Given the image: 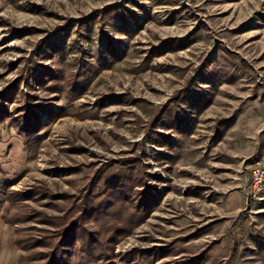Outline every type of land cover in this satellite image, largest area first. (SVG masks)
Here are the masks:
<instances>
[{
    "label": "rangeland",
    "instance_id": "obj_1",
    "mask_svg": "<svg viewBox=\"0 0 264 264\" xmlns=\"http://www.w3.org/2000/svg\"><path fill=\"white\" fill-rule=\"evenodd\" d=\"M0 116V264H264V0H0Z\"/></svg>",
    "mask_w": 264,
    "mask_h": 264
},
{
    "label": "trees",
    "instance_id": "obj_2",
    "mask_svg": "<svg viewBox=\"0 0 264 264\" xmlns=\"http://www.w3.org/2000/svg\"><path fill=\"white\" fill-rule=\"evenodd\" d=\"M5 120L4 117L0 116V123H2V121ZM27 123H29L27 121ZM79 216H83L82 214H78ZM77 217V220H73V218L70 220L69 223H67V228H66V232H75L78 231L79 233L85 232L84 225L82 224V220L80 217ZM83 225V226H82ZM83 236L81 239V242L85 243V245L87 246L88 250L86 249L84 251V254L86 256V260L84 259H80L76 262H74L75 264H106V261L108 260V254L106 251V247H104L105 249L102 250L101 246L103 242H101L100 240H97L94 235H90L88 232L83 233ZM68 237V236H67ZM86 237V238H85ZM60 245L58 246L59 249ZM64 246H62V249H60V251H57L56 249V245H55V250H53L52 252H56L51 264H73L69 261L68 258H66L65 254H66V250L63 248ZM53 256V255H52ZM51 256V258H52ZM21 260H25L28 262V260L23 256L21 257Z\"/></svg>",
    "mask_w": 264,
    "mask_h": 264
},
{
    "label": "built area",
    "instance_id": "obj_3",
    "mask_svg": "<svg viewBox=\"0 0 264 264\" xmlns=\"http://www.w3.org/2000/svg\"><path fill=\"white\" fill-rule=\"evenodd\" d=\"M264 185V169L262 167L256 166L251 170V181L250 188L251 194L250 197H256L260 193Z\"/></svg>",
    "mask_w": 264,
    "mask_h": 264
},
{
    "label": "crops",
    "instance_id": "obj_4",
    "mask_svg": "<svg viewBox=\"0 0 264 264\" xmlns=\"http://www.w3.org/2000/svg\"><path fill=\"white\" fill-rule=\"evenodd\" d=\"M238 187L239 186H237V188ZM245 194L247 193L245 192ZM243 202H245V199H243L242 195L233 193L230 197H228L227 208L232 206L233 208L237 209L238 207L242 206Z\"/></svg>",
    "mask_w": 264,
    "mask_h": 264
}]
</instances>
